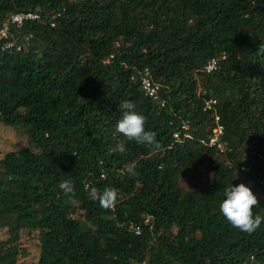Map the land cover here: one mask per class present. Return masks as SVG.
<instances>
[{"label":"trees","instance_id":"1","mask_svg":"<svg viewBox=\"0 0 264 264\" xmlns=\"http://www.w3.org/2000/svg\"><path fill=\"white\" fill-rule=\"evenodd\" d=\"M36 8L15 30L28 43L0 50V124L26 137L0 158V264H264V222L247 234L219 211L243 183L264 217V0H0V24ZM144 69L163 107L143 96ZM197 88L216 101L227 154L206 145ZM125 100L161 150L115 131ZM182 122L190 138L175 141ZM86 185L115 187L117 203L102 209Z\"/></svg>","mask_w":264,"mask_h":264},{"label":"clouds","instance_id":"2","mask_svg":"<svg viewBox=\"0 0 264 264\" xmlns=\"http://www.w3.org/2000/svg\"><path fill=\"white\" fill-rule=\"evenodd\" d=\"M260 50L264 51V46H261ZM119 108L122 116L115 126L117 133L129 141L147 146L152 152L162 149V145L157 141L156 133L145 130L146 117L135 111L134 103L125 100L119 105ZM125 171L133 177L139 175L134 161L125 165ZM59 187L64 190L66 195H75L70 182L64 181ZM86 187L90 199L98 202L102 209H111L118 201L119 193L115 187H104L103 190L95 186L86 185ZM223 197L219 203V211L233 228L243 233L252 234L264 222V217L254 213L259 201L245 184L240 183L234 186L231 183L227 185L223 189Z\"/></svg>","mask_w":264,"mask_h":264},{"label":"built area","instance_id":"3","mask_svg":"<svg viewBox=\"0 0 264 264\" xmlns=\"http://www.w3.org/2000/svg\"><path fill=\"white\" fill-rule=\"evenodd\" d=\"M40 10L38 8L33 11H26L17 14H13L5 19L0 24V50L6 51L13 49L14 51H20L22 46L28 43L30 36L19 38L15 33V30L19 29L24 22L26 21H35L39 19ZM58 16L52 15L49 17V26L53 27V19ZM111 58V56H109ZM225 58L224 53L216 57H212L206 61V63L202 66L201 73L208 75L213 73L219 68L221 61ZM131 81H134L135 78L131 77ZM137 81L140 87V90L146 98H148L151 102L158 104L159 107H163L165 105V100L162 99L159 95V86L154 83L150 78V75L147 70H143L137 77ZM196 95L201 99L202 102V111L212 113L213 118V127L210 130V134L208 136L206 145L208 148H212L219 154H227L230 152V148L227 146L226 142L223 140V127L220 124L219 116L215 112L216 101L212 98H205L204 92L197 88ZM175 141H179L181 139H189L188 133V125L186 122H182L179 125V129L177 132L172 135ZM241 171H246L247 169L244 167H240ZM134 234L139 233L138 227H130ZM252 257L244 260L241 264H252ZM141 264H144L143 262Z\"/></svg>","mask_w":264,"mask_h":264},{"label":"rangeland","instance_id":"4","mask_svg":"<svg viewBox=\"0 0 264 264\" xmlns=\"http://www.w3.org/2000/svg\"><path fill=\"white\" fill-rule=\"evenodd\" d=\"M26 146L25 132L21 126L6 127L0 124V158L5 152L19 150ZM1 238H5L3 232H0ZM27 260H35L36 249L28 244Z\"/></svg>","mask_w":264,"mask_h":264}]
</instances>
